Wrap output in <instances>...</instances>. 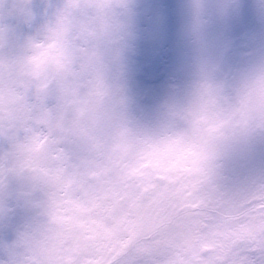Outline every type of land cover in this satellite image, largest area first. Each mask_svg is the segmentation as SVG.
<instances>
[{"label": "snow or ice", "instance_id": "snow-or-ice-1", "mask_svg": "<svg viewBox=\"0 0 264 264\" xmlns=\"http://www.w3.org/2000/svg\"><path fill=\"white\" fill-rule=\"evenodd\" d=\"M82 4L104 25L108 0H66L48 39L30 45L55 51L51 67L35 52L22 62L0 58V136L13 142L8 170L36 173L48 186L52 227L39 249L48 264H264V188L230 202L206 195L198 137L148 142L105 124L95 55L79 42L94 22L71 35ZM215 111L202 97L197 129L210 130ZM257 114L264 118V79L232 115ZM69 142L84 154L71 156Z\"/></svg>", "mask_w": 264, "mask_h": 264}, {"label": "rangeland", "instance_id": "rangeland-1", "mask_svg": "<svg viewBox=\"0 0 264 264\" xmlns=\"http://www.w3.org/2000/svg\"><path fill=\"white\" fill-rule=\"evenodd\" d=\"M12 2L13 0H0V4H11ZM47 4H49V0H28L27 20L22 19L20 16L6 14L4 7L0 6V58L22 59L27 55L31 44L43 40L46 30L55 23L57 16L63 11L66 0H56L53 7H49L51 5ZM204 5L205 0H156V3H153L145 11L140 13L128 12L123 19L117 20L119 27L122 28V34L117 37L115 31L110 27L115 25L114 20H104L106 33L93 44L92 51L96 56L95 73L104 89L101 115L102 118L106 119L104 121L106 125L115 124L118 127L120 125L121 130L126 131L137 140L143 141L144 139L149 142L155 139L157 130L152 118L159 114L156 107L147 108L144 107L145 105H139L146 117L134 112L135 117L129 124L124 122L123 107L118 108L112 116L109 115V111L112 109L107 104L110 102L111 106L116 108L118 98L122 94L120 93L121 84L115 89V82H120L122 78L119 75L120 66L122 64L123 68L126 69V75L132 77H129V81L137 82L138 78L143 76L141 75L142 60L136 57L148 56L155 50H161L165 54L169 52L174 55L177 67L180 66L178 59L184 63L185 67H190L188 72L190 76L199 74L197 72L198 66L193 69L192 60L199 62L207 60L209 64L214 61V58L208 59L205 54H197L201 51V48L210 49L208 48L210 39L207 38L209 32H202L203 27L201 25L210 22L212 28L213 17L210 7ZM81 10H83V7L77 9L73 17L78 24H88L97 20L96 17H92L90 20H82ZM210 35L215 34L211 32ZM121 36L125 39L122 45L118 43ZM170 60H173V56H170ZM168 70L173 72V80L178 87L186 86L182 73L177 75L175 69L171 66ZM183 71L187 73L184 67L182 68ZM99 73L102 76L101 78ZM110 76L112 81H110ZM110 84L114 91L112 90L108 96L106 94H109ZM54 90L49 94V106L54 104ZM192 92H195L193 95L196 94L195 90ZM125 102L127 103V101ZM21 139H23L22 134ZM12 150L13 142L0 136V169L4 172H0V264H9L20 258L22 254L20 253L21 247H15L18 252L6 248L11 245L12 239L19 241L22 235L39 234L38 232L34 233V229L31 227L21 228V219L23 217L25 221L28 219L30 213L27 212L28 207H33L34 219L39 215L36 204L43 207L38 212L45 211L48 213L49 220L53 215V210L48 203V186L45 180L40 175L27 170H8L10 165L7 155ZM65 150L74 157H80L84 154L83 146L76 142L65 144ZM222 168H225V170L220 175V192H224L221 200L228 202L229 197H233L234 191L237 189L235 185L239 183L237 178L239 179L240 176L237 173V178L233 179L226 173L228 165L224 164ZM19 190H21V194L18 193ZM237 196L238 194L235 195V197ZM22 208L26 209L22 211ZM15 224L17 227H14ZM5 233H8V236H5ZM12 234L16 237H11ZM4 237H6L4 239L6 244L2 240ZM18 241L17 244H19Z\"/></svg>", "mask_w": 264, "mask_h": 264}, {"label": "flooded vegetation", "instance_id": "flooded-vegetation-1", "mask_svg": "<svg viewBox=\"0 0 264 264\" xmlns=\"http://www.w3.org/2000/svg\"><path fill=\"white\" fill-rule=\"evenodd\" d=\"M121 1L108 0L105 11L108 19L116 15L112 9ZM88 8L96 14L93 8ZM220 18V56L213 61L218 67L215 73L209 70L199 78L187 80L189 86L179 87V91L173 79L159 83L155 85L159 91L156 102L146 107H156L162 115L160 134L150 142L177 137L199 138L204 153V194L222 199L220 175L226 162L230 164L229 177L234 179L239 174L237 189L228 199L230 202L264 188V118L257 114L233 119L232 115L241 99L264 79V0H220ZM223 25L231 29L230 34L222 30ZM125 91L128 94V87ZM205 96L214 102L215 123L209 125L210 130H199L194 112ZM36 221L45 225L43 220Z\"/></svg>", "mask_w": 264, "mask_h": 264}, {"label": "clouds", "instance_id": "clouds-1", "mask_svg": "<svg viewBox=\"0 0 264 264\" xmlns=\"http://www.w3.org/2000/svg\"><path fill=\"white\" fill-rule=\"evenodd\" d=\"M0 6L4 7L6 14L20 16L24 20L28 19V0H26V2L23 4L20 3L19 0H13L11 4L3 3V4H0ZM82 7H84L83 4L80 6V8ZM91 8H93L96 11L97 17H98L99 13L97 9L95 7H91ZM77 9L73 10V17ZM103 34H104V25H102L99 22H94L90 24L88 33H86L83 37H80L78 23L74 24L73 30L71 32L72 36L80 37L79 42H83L85 46L91 52H93L92 51L93 44L99 39H101L103 37ZM49 35L50 33H49V28H48L41 42H44L45 40H47ZM34 52L35 54L41 57V67L42 68H49L53 65V60L55 56L54 50L49 49L45 52L43 50H34L32 48H29V51L25 57L32 55ZM24 58L19 59L17 61L22 62ZM5 60H8V59H5ZM95 60H96V56H95ZM51 227L52 226L50 224V220L46 217L45 227L41 233L34 234V235L28 234V235L21 236L18 243L22 248V254L20 258H18V260L14 262V264H48V260L46 256H44L39 251V249L41 247L42 242L50 235L49 229Z\"/></svg>", "mask_w": 264, "mask_h": 264}, {"label": "water", "instance_id": "water-1", "mask_svg": "<svg viewBox=\"0 0 264 264\" xmlns=\"http://www.w3.org/2000/svg\"><path fill=\"white\" fill-rule=\"evenodd\" d=\"M133 5V4H132ZM136 7H139V6H136Z\"/></svg>", "mask_w": 264, "mask_h": 264}]
</instances>
